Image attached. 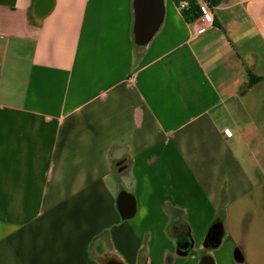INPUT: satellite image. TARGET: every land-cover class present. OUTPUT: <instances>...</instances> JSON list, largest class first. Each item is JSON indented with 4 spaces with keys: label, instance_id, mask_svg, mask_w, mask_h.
<instances>
[{
    "label": "crops",
    "instance_id": "obj_1",
    "mask_svg": "<svg viewBox=\"0 0 264 264\" xmlns=\"http://www.w3.org/2000/svg\"><path fill=\"white\" fill-rule=\"evenodd\" d=\"M33 1L0 0V264H264V0H165L141 50L132 0Z\"/></svg>",
    "mask_w": 264,
    "mask_h": 264
},
{
    "label": "water",
    "instance_id": "obj_2",
    "mask_svg": "<svg viewBox=\"0 0 264 264\" xmlns=\"http://www.w3.org/2000/svg\"><path fill=\"white\" fill-rule=\"evenodd\" d=\"M31 10L35 11L37 17H44L51 9L52 3L41 4L40 0H34ZM133 9V41L138 47H145L152 40L156 32L162 25L165 14V0H132ZM116 206L123 219L134 216L136 212V202L134 196L121 190L116 199ZM211 229L222 233V222H215ZM200 264H213L210 256L201 258Z\"/></svg>",
    "mask_w": 264,
    "mask_h": 264
},
{
    "label": "trees",
    "instance_id": "obj_3",
    "mask_svg": "<svg viewBox=\"0 0 264 264\" xmlns=\"http://www.w3.org/2000/svg\"><path fill=\"white\" fill-rule=\"evenodd\" d=\"M180 1L181 0H175L176 4H178V2ZM185 1H187V9L183 11V14L188 21H193L199 16V8L197 6V2L196 0ZM211 2L216 3L215 0H211ZM134 46L136 50L142 49L141 47H138L135 44ZM258 79V77L250 75V84L254 83ZM224 213L225 207L220 205V207H218L217 215L214 221L210 224L208 232L206 234L205 245L208 248L216 247L220 242L222 233L219 234L215 229H211V226L215 222H221L223 220ZM169 230L170 233L174 234L178 238L180 248H182L183 251H190L188 249L191 242V236L187 224H183V222L180 221H173L170 224ZM144 260V257L141 256L139 264H144Z\"/></svg>",
    "mask_w": 264,
    "mask_h": 264
},
{
    "label": "built area",
    "instance_id": "obj_4",
    "mask_svg": "<svg viewBox=\"0 0 264 264\" xmlns=\"http://www.w3.org/2000/svg\"><path fill=\"white\" fill-rule=\"evenodd\" d=\"M197 6L199 8V16L196 19H199L203 22L200 29H205L207 25H210L213 21L214 16V4L211 2V0H198ZM177 7L180 9V11H184L187 9V1L181 0L176 4ZM195 19V20H196ZM228 132V130H225Z\"/></svg>",
    "mask_w": 264,
    "mask_h": 264
}]
</instances>
